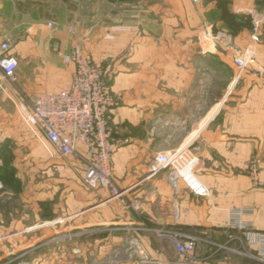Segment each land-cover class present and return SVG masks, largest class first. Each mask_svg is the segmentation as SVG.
I'll list each match as a JSON object with an SVG mask.
<instances>
[{
    "label": "crops",
    "instance_id": "crops-1",
    "mask_svg": "<svg viewBox=\"0 0 264 264\" xmlns=\"http://www.w3.org/2000/svg\"><path fill=\"white\" fill-rule=\"evenodd\" d=\"M221 1L0 0V44L7 42L17 58L18 86L32 96L66 86L73 65L61 54L78 44L112 75V89L122 99L113 120L130 139L113 155V181L127 190L122 198L101 187L69 188L66 214L0 236V264H23L5 261L16 254L27 255L26 264H143L127 248L130 237L157 264H169L173 246L160 245L143 223L225 240L235 232L226 227L233 208L248 209L244 220L264 232V189L245 172L251 156L264 169V83L247 73L236 79L233 63L236 50L252 49L254 63L264 65V0H228L227 12L243 23L233 34L237 25L222 18ZM216 80L221 85L205 105L207 83ZM17 113L0 90V144L24 138ZM171 126L180 129L176 145L155 146L171 141L173 135L158 136L160 127ZM178 148V161L162 167ZM31 149L22 160L47 159L44 169L58 168V156ZM133 200L139 213L129 207ZM205 246L198 243L197 253Z\"/></svg>",
    "mask_w": 264,
    "mask_h": 264
},
{
    "label": "built area",
    "instance_id": "built-area-1",
    "mask_svg": "<svg viewBox=\"0 0 264 264\" xmlns=\"http://www.w3.org/2000/svg\"><path fill=\"white\" fill-rule=\"evenodd\" d=\"M201 1L192 0L194 3ZM253 22L252 39L257 41L259 23L257 20ZM47 26L53 28L54 24L48 21ZM70 33L73 34L74 30L71 29ZM9 49L7 42L0 44V90L14 104L29 131L39 139L49 155L73 158L79 162L83 166L82 181L86 188H105L111 196L122 198L127 190L119 189L113 181V155L130 140L122 136L113 123V113L120 101L104 70L89 53L74 44L67 54H61L65 63L73 65L69 83L58 91H44L32 96L17 85L18 61ZM255 56L256 52L252 49L234 52L236 79L247 73L255 81L264 83V65L254 63ZM180 151L176 149L164 160L162 167L177 162ZM245 172L254 187L264 189V179L261 177L264 169L259 168L256 156H251L247 161ZM176 178L175 171H171L170 180L174 187ZM129 207L139 213L137 200L131 201ZM248 212L244 208L228 211L226 227L240 232L241 237L229 234L225 240L201 238L175 228L151 227L146 223L142 224L141 229L153 234L160 245L168 243L173 246V253L168 254L169 264H217L213 259L220 254L252 257L264 263V232L254 230L252 224L244 220ZM199 242L209 244L203 254L196 251ZM240 245L255 251V255L242 252ZM127 248L137 255L140 263L157 264L145 252L138 238H128Z\"/></svg>",
    "mask_w": 264,
    "mask_h": 264
},
{
    "label": "rangeland",
    "instance_id": "rangeland-1",
    "mask_svg": "<svg viewBox=\"0 0 264 264\" xmlns=\"http://www.w3.org/2000/svg\"><path fill=\"white\" fill-rule=\"evenodd\" d=\"M108 37H111V35ZM98 66L102 68L100 65ZM105 74L106 79L111 84V79H113L112 75L109 77L106 72ZM218 85H221V80L207 83L208 89L204 91L203 95L205 105L209 98L213 96L212 93L215 92V87ZM116 96H118L121 105V96L119 94H116ZM11 104L14 108V104L12 102ZM17 115L25 129V133H23L24 138L21 139V143L11 137L9 140L7 139L6 142L0 144V182L2 185L0 188V236L9 231H14L21 225L30 226L37 220H47L54 216L66 214L68 210V196H70L72 192L69 188H74L78 185L79 187H85L82 181L81 169L74 164V160L71 161L69 158L58 157V168L51 172L47 171L46 168L44 169L43 166L46 161H48L47 159L22 160L21 157L24 153L32 148L29 146L31 142L30 137H28L29 135L33 138V142L35 143V147L33 148H35L36 151L41 152L45 156V152L47 153V151L42 146L39 139L29 131L19 113H17ZM113 123L119 129L121 135L124 136L121 130L122 127L114 120ZM125 127L127 130H131L129 124L125 125ZM142 130L145 129L142 128ZM179 130V128H174L173 126L167 128L160 127L158 129L159 138L162 140L164 136L165 139H167V135L170 134L173 135L171 139L172 142H157L155 146L169 145L173 147L176 145L174 141L180 134ZM19 157L21 160H19ZM67 170H70L72 174L68 175ZM230 235L241 237V233L237 231L232 234L230 233ZM199 243L206 245V250L209 248V244L207 245L203 242ZM3 248H5L3 242H0V255H3ZM239 248L248 255H255V251L244 245H240ZM26 256L25 254L20 256L16 254L12 256V258L10 257L11 259L8 257L5 261L7 263L19 262L26 264ZM214 259L223 260L230 264H264L252 257L234 254H220L215 256Z\"/></svg>",
    "mask_w": 264,
    "mask_h": 264
},
{
    "label": "trees",
    "instance_id": "trees-1",
    "mask_svg": "<svg viewBox=\"0 0 264 264\" xmlns=\"http://www.w3.org/2000/svg\"><path fill=\"white\" fill-rule=\"evenodd\" d=\"M227 3H228V0H222L220 2V7L222 9V18H224L228 23H229V19L231 18L234 21L235 25H237L236 29L233 30L234 32L233 31L231 32L233 34L238 30V27L243 25V23H236V20H234V18H236L238 15H233V14L227 12V10H226ZM245 25H248V24L245 22ZM0 177H1V175H0Z\"/></svg>",
    "mask_w": 264,
    "mask_h": 264
}]
</instances>
